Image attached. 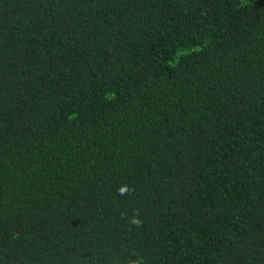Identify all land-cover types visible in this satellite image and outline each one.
<instances>
[{
    "label": "trees",
    "instance_id": "16d2710c",
    "mask_svg": "<svg viewBox=\"0 0 264 264\" xmlns=\"http://www.w3.org/2000/svg\"><path fill=\"white\" fill-rule=\"evenodd\" d=\"M0 264H264V0H0Z\"/></svg>",
    "mask_w": 264,
    "mask_h": 264
},
{
    "label": "clouds",
    "instance_id": "9594fccd",
    "mask_svg": "<svg viewBox=\"0 0 264 264\" xmlns=\"http://www.w3.org/2000/svg\"><path fill=\"white\" fill-rule=\"evenodd\" d=\"M119 192H120L121 194H123V193L125 192V188H120V189H119Z\"/></svg>",
    "mask_w": 264,
    "mask_h": 264
}]
</instances>
